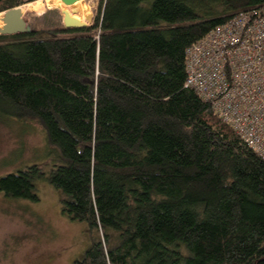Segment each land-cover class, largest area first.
Returning a JSON list of instances; mask_svg holds the SVG:
<instances>
[{
	"label": "trees",
	"instance_id": "16d2710c",
	"mask_svg": "<svg viewBox=\"0 0 264 264\" xmlns=\"http://www.w3.org/2000/svg\"><path fill=\"white\" fill-rule=\"evenodd\" d=\"M36 1L0 0V13ZM260 7L99 0L83 30L0 35V119L37 128L55 153L0 177V194L59 193L95 238L74 264H264V159L185 87L186 49Z\"/></svg>",
	"mask_w": 264,
	"mask_h": 264
},
{
	"label": "rangeland",
	"instance_id": "374dc122",
	"mask_svg": "<svg viewBox=\"0 0 264 264\" xmlns=\"http://www.w3.org/2000/svg\"><path fill=\"white\" fill-rule=\"evenodd\" d=\"M59 2L38 0L21 4L22 19L31 30L44 31L49 22L62 27V17L54 9ZM77 5L81 13L74 17L87 27L92 26L99 12V0H82L73 6ZM212 11L218 13L220 8ZM87 12L90 17L86 22ZM54 159L55 153L48 150L40 130L15 119H0V177L33 165L49 167ZM36 191L37 203L7 199L0 194V264H74L95 238H90L85 224L71 222L61 214V196L48 184H36Z\"/></svg>",
	"mask_w": 264,
	"mask_h": 264
},
{
	"label": "built area",
	"instance_id": "2783aa9c",
	"mask_svg": "<svg viewBox=\"0 0 264 264\" xmlns=\"http://www.w3.org/2000/svg\"><path fill=\"white\" fill-rule=\"evenodd\" d=\"M185 87L264 159V7L238 12L185 51Z\"/></svg>",
	"mask_w": 264,
	"mask_h": 264
},
{
	"label": "water",
	"instance_id": "95a60500",
	"mask_svg": "<svg viewBox=\"0 0 264 264\" xmlns=\"http://www.w3.org/2000/svg\"><path fill=\"white\" fill-rule=\"evenodd\" d=\"M82 0H60L54 5V9L61 15V24L65 30H83L87 28L86 23L80 22L74 15L76 12H71L68 7ZM2 27L0 35L11 36L15 34H30L31 28L22 19V14L19 7L7 9L2 12L0 18Z\"/></svg>",
	"mask_w": 264,
	"mask_h": 264
},
{
	"label": "bare ground",
	"instance_id": "6f19581e",
	"mask_svg": "<svg viewBox=\"0 0 264 264\" xmlns=\"http://www.w3.org/2000/svg\"><path fill=\"white\" fill-rule=\"evenodd\" d=\"M74 5V4H73ZM73 5H71L72 6V8H71V12H76V14L77 15H80V13H81V7H79V5H77V6H73ZM71 6H69V7H71ZM19 8H20V6H19ZM21 9V8H20ZM21 11V10H20ZM89 14H88V12L84 15V20L87 22V20L89 19ZM79 21H80V19H78ZM81 22V21H80Z\"/></svg>",
	"mask_w": 264,
	"mask_h": 264
}]
</instances>
